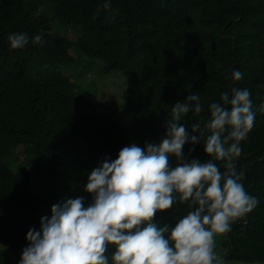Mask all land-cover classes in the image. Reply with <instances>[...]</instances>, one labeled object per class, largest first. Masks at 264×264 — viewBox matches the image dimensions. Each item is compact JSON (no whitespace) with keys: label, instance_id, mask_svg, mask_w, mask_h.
Here are the masks:
<instances>
[{"label":"trees","instance_id":"trees-1","mask_svg":"<svg viewBox=\"0 0 264 264\" xmlns=\"http://www.w3.org/2000/svg\"><path fill=\"white\" fill-rule=\"evenodd\" d=\"M102 3L0 0V244L19 254L28 228L39 227V217L49 214L51 204L74 195L69 182L54 194L36 195L30 186L41 176L52 179L51 186L63 180L64 156L80 140L92 160L89 166L105 155L114 159L129 142L142 149L145 142L158 143L171 118L170 106L189 91L200 97L202 110H189L180 123L187 130L199 121L203 128L207 104L234 86L249 89L255 112L234 162L257 204L230 223L223 257L264 264V112L259 110L264 101V0H110L108 8ZM66 30L72 37L63 34ZM13 31L28 34L24 48L9 49L6 37ZM36 33L43 44L31 42ZM87 58L102 60L103 74H130L121 109L86 112L89 101L59 66ZM234 68L242 73L236 81L231 79ZM208 134L205 128L201 143ZM201 143L186 142L182 153L206 160ZM21 144L26 147L16 155ZM176 163L169 156L170 166ZM214 163L224 170L222 160ZM77 175L78 184L86 181V175ZM75 191L89 202L83 188ZM188 210L186 201L176 200L152 220L171 225ZM112 251L109 244L105 254ZM0 264H12L1 248Z\"/></svg>","mask_w":264,"mask_h":264},{"label":"clouds","instance_id":"clouds-1","mask_svg":"<svg viewBox=\"0 0 264 264\" xmlns=\"http://www.w3.org/2000/svg\"><path fill=\"white\" fill-rule=\"evenodd\" d=\"M109 2L103 0L101 6L108 8ZM6 39L9 49L29 43L24 31L9 32ZM31 42L44 43L40 33L32 35ZM241 75L238 69L231 71L233 81ZM189 110H202L195 91L170 106L171 118L158 143L145 142L142 149L129 142L114 159H99L82 185L89 202L77 195L51 204L49 214L39 217V227L26 231L17 264H223L213 250V237L227 232L231 221L257 204L245 191L244 173L234 162L255 112L249 89L234 86L207 104L203 128L199 121L187 130L180 123ZM259 110L264 112V101ZM205 128L209 134L201 143ZM186 142L201 143L208 158L188 159L182 153ZM169 156L177 162L174 167ZM221 160L223 171L214 163ZM176 200L187 202L186 214L171 225L152 220L157 210L168 209ZM109 244L114 251L106 255Z\"/></svg>","mask_w":264,"mask_h":264},{"label":"rangeland","instance_id":"rangeland-1","mask_svg":"<svg viewBox=\"0 0 264 264\" xmlns=\"http://www.w3.org/2000/svg\"><path fill=\"white\" fill-rule=\"evenodd\" d=\"M50 17L51 14H48ZM71 30L63 31V34L68 33L69 36L72 37V33H70ZM59 32V31H58ZM75 57L76 52L74 50H71ZM71 52V53H72ZM72 53V54H73ZM86 58V57H85ZM77 60L75 63H69L65 65H60L59 67L64 71L66 75L69 77H72V80L76 82L77 85V91L80 92L82 95L86 97V99L89 101L88 106H86V112L92 113V112H101L105 111L108 108H116L121 109L123 106L126 105L127 100L125 98L126 96V90H127V83L131 79V76L129 73H127L125 70L123 71H113L110 73L103 74L101 72L102 67V60L100 59H92L90 60ZM87 72V73H85ZM85 73L84 75H82ZM26 145L21 144L16 147L15 153L16 155L18 151H23L25 149ZM86 149V145L80 140L78 142V146L75 148V150L69 152L67 155L64 156V160L66 161L65 165V177L63 180H61L59 183H57L54 186H51V180L46 178L45 176H41L40 180H35L31 183L30 190L32 193L36 195H42V194H54L58 192L62 185L65 184V182L70 183L71 192L74 191V195L72 198L77 196L76 193V187L79 186V189H82L83 182L78 184L79 178L78 175H86L92 167L96 166L92 164L89 166V163L92 162L87 157V154L84 152ZM20 153V152H19ZM76 164L73 162L74 156H76ZM20 158L22 159L23 154H20ZM18 162H21L20 159ZM16 162H12L8 160V164H15ZM71 192H68L69 194H72ZM61 194H64L63 191H61ZM65 197V196H63ZM62 197V198H63ZM70 197V196H69ZM83 197V194H82ZM232 223V221L230 222ZM214 239V251L220 255L223 258V264H262L261 262H255V263H247V262H240L235 260H228L224 259L223 257V242H224V233L215 235L213 237ZM0 248L9 254L12 258V264H17V260L20 257L19 254L9 253V250L0 244ZM21 252V251H20Z\"/></svg>","mask_w":264,"mask_h":264}]
</instances>
